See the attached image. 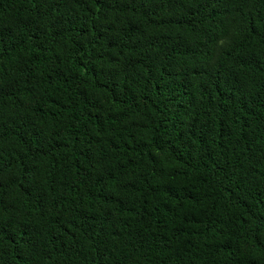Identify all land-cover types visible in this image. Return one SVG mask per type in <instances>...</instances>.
Masks as SVG:
<instances>
[{
  "label": "trees",
  "instance_id": "1",
  "mask_svg": "<svg viewBox=\"0 0 264 264\" xmlns=\"http://www.w3.org/2000/svg\"><path fill=\"white\" fill-rule=\"evenodd\" d=\"M0 264H264V0H0Z\"/></svg>",
  "mask_w": 264,
  "mask_h": 264
}]
</instances>
